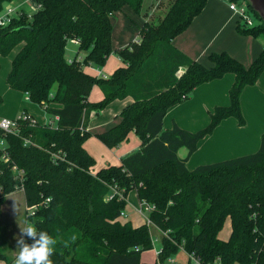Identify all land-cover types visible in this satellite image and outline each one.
<instances>
[{
	"label": "trees",
	"instance_id": "trees-1",
	"mask_svg": "<svg viewBox=\"0 0 264 264\" xmlns=\"http://www.w3.org/2000/svg\"><path fill=\"white\" fill-rule=\"evenodd\" d=\"M10 1L0 0V11ZM142 1L30 0L35 7L31 18L22 11L0 27V55L23 43L11 61L7 84L50 116H58L54 128L19 121L16 133L0 130L5 142L0 147V205L7 194L23 186L25 206H35L27 218L58 239L51 257L54 264H143L141 252L153 248L150 226L162 234L155 264L181 248L204 263L219 259V264H264V134L255 152L186 167L198 142L223 119L232 116L244 124L240 94L264 70V48L248 67L225 51L209 53L212 65L204 66L171 40L186 29L206 0H173L157 23L145 21L137 40L116 49L122 64L111 75L86 73L82 65L101 68L112 52L110 16L126 4L139 13ZM250 9L259 23L252 27L236 23L237 31L264 43V22ZM70 39L77 41V50L67 59ZM228 72L234 74L230 102L215 106L204 127L189 131L173 122L163 129L171 106L198 85ZM95 84L103 98L90 103ZM126 97L132 101L121 110L119 123L97 137L112 148L133 130L140 148L119 164L93 173L95 159L83 147L90 135L86 114ZM180 147L187 148L184 158L177 154ZM13 165L23 170L21 180ZM112 188L118 193L109 197ZM130 190L136 191L138 201L153 205L147 212L150 224L133 226L119 220ZM226 219L230 232L222 239L219 233ZM0 260L12 259L0 248Z\"/></svg>",
	"mask_w": 264,
	"mask_h": 264
},
{
	"label": "crops",
	"instance_id": "crops-1",
	"mask_svg": "<svg viewBox=\"0 0 264 264\" xmlns=\"http://www.w3.org/2000/svg\"><path fill=\"white\" fill-rule=\"evenodd\" d=\"M8 3L24 12H30L31 10L30 0H12ZM146 13L147 12H145V14L141 13V10L139 13H136L127 4L123 5L120 10L114 12L110 16V22L112 24V52L101 68L93 64H84L82 65L83 70L96 77L107 78L111 75V73L122 64L121 59L116 53V49L140 37L139 28L145 21H150L147 20L145 16ZM160 14L161 13L158 14V20L161 17ZM236 19V15L229 9L226 1L206 0L201 11L193 17L186 29L172 38L171 44L191 59L200 62L206 67L212 65L208 59V54L221 51H225L241 62L245 67H248L264 48V43L259 38H255L252 35L238 32L236 28ZM22 45L23 43H19L14 46L7 55H0V116L14 118L19 113L25 112L37 123L44 124L51 121L53 116H50L42 106L26 98L24 92L11 88L6 82V76L10 70L11 61ZM66 49L71 50L72 55L65 54L67 59H71L77 50V43L71 39L68 40ZM2 56L6 57L2 58ZM82 56L83 53H79L78 57L81 58ZM233 81L234 74L228 72L220 78L202 83L195 87L189 93V98H186V106L184 108H182L183 104L177 103L166 111L162 121L163 129L170 128L173 122H175L183 129L196 131L198 127L188 128V126H184L180 123L177 115L195 117L198 111L197 107L200 104L212 107V109H208V113L212 111L215 106H227L230 102L229 88ZM227 91L228 93L226 94ZM102 98L103 93L100 87L96 84L93 85L88 95V101L94 103L100 101ZM131 101V97L115 99L101 110L92 109L87 112L85 129L90 135L84 140L83 147L95 159V164L91 168L93 173L107 165L119 164L122 157L140 148V139L133 130L128 133L125 140L112 148L107 147L104 142L97 137V134L119 123L121 120V110ZM51 106L60 107L59 104L53 103ZM240 107L245 120L244 124L239 125L236 118L232 116L223 119L211 134L205 136L198 142L196 150L186 161V167L188 169H193L191 168L192 166L201 163H212L249 154L255 152L259 148L261 136L264 134V70L254 84L246 85L243 88L240 94ZM169 117L172 118L170 125L166 122V119ZM206 121L207 120H205V122ZM187 152L186 147H180L177 154L180 158H184ZM191 162L192 166L190 165ZM129 192L135 195L137 203L133 206V209L137 210L138 198L136 191L130 190ZM23 200L25 204V199L23 198ZM126 215L125 213V217H127L126 221L130 222L133 226H138L145 222V217L141 214L139 215L142 216V222L135 221L134 219L136 217L132 219L130 216L128 217ZM120 218L121 216L119 217L121 222H126ZM227 222L229 221L227 220ZM229 232L230 225L227 235H229ZM219 237L227 239L221 237L220 233ZM153 249H155L156 254L157 248L153 247L152 250ZM18 251L19 249L17 252L13 253L14 256H12V260L9 263L0 260V264H14ZM172 259L174 263L175 260L174 258ZM154 262H156V258Z\"/></svg>",
	"mask_w": 264,
	"mask_h": 264
},
{
	"label": "rangeland",
	"instance_id": "rangeland-1",
	"mask_svg": "<svg viewBox=\"0 0 264 264\" xmlns=\"http://www.w3.org/2000/svg\"><path fill=\"white\" fill-rule=\"evenodd\" d=\"M173 0H143L141 5V13H146L147 20H150L154 23H157L158 21V14L162 16L166 10L168 9L169 5L171 4ZM228 3V0H224ZM150 11V13H149ZM142 16V15H141ZM66 55H72V52L70 49L65 50ZM6 57V56H2ZM181 69L179 70V73H181ZM228 91L226 92V94ZM189 98V97H188ZM187 98V99H188ZM186 99L178 104H183L184 108L186 106L185 104ZM224 106V105H222ZM197 115L195 117H189L184 115H177V118L179 119L180 123L184 126H188V128H197L200 129L203 126L206 125L207 121L209 120V113L208 109H212L211 106L207 107L205 105L200 104L198 107ZM194 108V109H197ZM43 111V110H42ZM168 119V121H167ZM166 122H168V125L171 124L172 118H167ZM205 120H207L205 122ZM205 122V123H204ZM204 123V125H203ZM196 129V130H198ZM194 161V160H193ZM192 162L190 163V165ZM202 164V163H201ZM200 165V164H197ZM192 166L191 168L196 167ZM14 175L17 177V172L14 171ZM24 194L23 191L20 189H15L13 192L7 194L5 196L4 201L0 205V248L7 254L8 257L12 259V256L14 252H17V239L21 235L20 229H22L25 226V221H30V219L27 218V214L29 213L28 209H26V206L24 204ZM126 203L124 208V215L121 216V220H127L126 216H130L132 219L136 217L134 220L137 222H142V216L137 213L136 209H133V206L137 203V200L135 198V195L133 193H128L126 197ZM132 221V222H135ZM229 230V222H227V219L223 225L222 230L220 231V236L227 238ZM152 241H153V247L159 249L160 247V240H161V231L158 230L154 226H150L149 228ZM174 258V263H169L167 260L162 264H187V256L184 250L180 249L176 252V254H173L170 256ZM156 258L155 249L145 250L141 252L140 254V260L143 264H154V260Z\"/></svg>",
	"mask_w": 264,
	"mask_h": 264
},
{
	"label": "built area",
	"instance_id": "built-area-1",
	"mask_svg": "<svg viewBox=\"0 0 264 264\" xmlns=\"http://www.w3.org/2000/svg\"><path fill=\"white\" fill-rule=\"evenodd\" d=\"M228 7L232 11V13L236 15L237 24H240L243 27H252L253 25H256L259 23V20L254 16L246 0H228ZM30 8H31L30 12H25L28 18H31V14L35 10V7L32 6L31 4H30ZM21 12L22 10L16 9V7L12 6L9 3L4 4L3 9L0 11V27L8 25L11 22V20L14 17H18ZM71 40L77 43L76 40L74 39H71ZM25 95H26V98H28L27 94ZM57 119H58V116L53 115L51 121L44 123L42 125H47L48 127L54 128L56 126ZM19 121H28L30 124L37 123L29 114L25 112H21L14 118L0 116V130L4 131L5 133H9V132L16 133L19 130L18 128ZM28 142H29L28 140H25V143H28ZM4 145H5L4 140L0 138V147L2 149L4 148ZM5 160H7V158H5ZM12 171L17 172L18 174L17 177L21 180L23 170H20L17 168L16 165H13ZM22 187L23 186L21 185V188H20L21 191H23ZM114 193H118V191L115 188H112V193L109 194L108 196L112 197ZM48 200H49L48 198L45 199V201H48ZM26 209H28L29 210L28 212L32 214L35 211V206L26 207ZM151 209H153V205L147 203L145 200L138 201L137 212L145 217L144 221L146 224L151 223L147 217V212L150 211ZM123 215H124V210L121 212L120 216H123ZM158 251L159 249H157L156 254ZM185 253L187 256L188 264H210L209 262L204 263L203 261H201L199 257L194 255L193 253H187V252ZM167 261L169 263H173V259L170 257L167 259ZM214 264H219V259H216L214 261Z\"/></svg>",
	"mask_w": 264,
	"mask_h": 264
},
{
	"label": "clouds",
	"instance_id": "clouds-1",
	"mask_svg": "<svg viewBox=\"0 0 264 264\" xmlns=\"http://www.w3.org/2000/svg\"><path fill=\"white\" fill-rule=\"evenodd\" d=\"M21 235L17 239L19 249L14 264H54L51 257L55 253L58 239L47 231L38 230L34 223L25 221V226L20 229ZM24 237L32 242L28 243ZM75 239V237H73Z\"/></svg>",
	"mask_w": 264,
	"mask_h": 264
},
{
	"label": "water",
	"instance_id": "water-1",
	"mask_svg": "<svg viewBox=\"0 0 264 264\" xmlns=\"http://www.w3.org/2000/svg\"><path fill=\"white\" fill-rule=\"evenodd\" d=\"M250 7L258 14L264 22V0H246Z\"/></svg>",
	"mask_w": 264,
	"mask_h": 264
}]
</instances>
